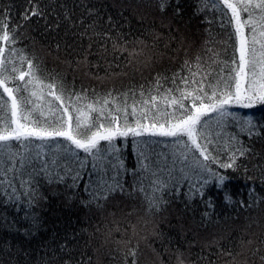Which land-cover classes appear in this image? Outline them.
<instances>
[{"label":"trees","instance_id":"1","mask_svg":"<svg viewBox=\"0 0 264 264\" xmlns=\"http://www.w3.org/2000/svg\"><path fill=\"white\" fill-rule=\"evenodd\" d=\"M40 4L45 8L46 18L32 17L25 22L22 14L26 7H31L28 0H0V12L8 14L11 24L23 25L16 33L18 42L13 47L23 49L29 59L40 65V75L46 83L56 77L63 82L66 96L83 94L86 99L80 102L82 104L111 92L119 97L117 103L124 100L120 94L129 93L127 104L131 105L132 92H135V99L140 100L143 86L145 98L152 89L151 95L157 96V107L173 112L175 106L170 105L162 93L173 87L174 73L188 75L186 69L181 71L185 61L195 65L197 56L201 57L202 71H211L213 83L221 68L226 77L231 67L236 47L235 37L229 39L233 26L226 24L219 12L206 9L197 13V0H170L164 12L159 10L156 0H40ZM91 7H95L105 24L108 16L119 24L124 39L117 41V47L114 48L107 37L95 36L89 47L88 37L79 36L83 31L79 21L91 23L85 12V8ZM65 13L72 23L65 19ZM242 15L247 18V13ZM258 17L257 11L254 20L259 38L264 22ZM245 32L251 35L249 27ZM236 57L238 59V53ZM214 60L217 62L213 63ZM223 61H228L229 65ZM157 77L163 85L160 92L153 88ZM180 87L185 85L180 84ZM44 91L41 103L47 107L46 102L52 97L46 95L47 89ZM174 95L179 96V93ZM53 103L59 105L58 101ZM229 110L252 116L255 122L264 125V105ZM128 111L131 112V107ZM227 131L239 133L235 127ZM147 139L159 141L152 147L161 152L167 151L166 144L172 138ZM220 139L222 144L223 134ZM239 140L259 155L241 157L238 160L241 167L235 171L216 169L230 178L226 181V192L232 200L226 201L225 190L217 189L213 181L206 189V199L211 201V206L205 203L204 197L191 201L184 197L189 191L187 181L180 186L179 196L165 197L171 202L161 204L159 211L148 210L145 195L152 194L150 187L146 193H115L100 201L102 207H97L96 202L89 203L90 197L83 190L85 181L80 182L81 187L70 188L71 180L67 177L64 183L40 179L36 186L37 200L33 204H29L19 191L15 193L17 202L11 199L10 189L0 188V249H3L0 264H42V261L48 264L64 255L61 248L71 250L82 264H89V257L90 264H126V257L131 264L133 258L128 255L129 249H136L137 264H176L178 249L184 253L186 264H195L200 257H209L214 264H261L260 256L264 255V168L258 165H264V134L239 133ZM117 143L126 145L124 160L128 168H133L136 154L131 138ZM48 149L46 144L44 151ZM221 159L226 160L227 155L221 153ZM124 179L128 191L132 192V177ZM250 191H254L251 196ZM213 241L217 243L207 247ZM217 252L225 254L216 255Z\"/></svg>","mask_w":264,"mask_h":264},{"label":"snow or ice","instance_id":"2","mask_svg":"<svg viewBox=\"0 0 264 264\" xmlns=\"http://www.w3.org/2000/svg\"><path fill=\"white\" fill-rule=\"evenodd\" d=\"M156 3L164 12L170 0H156ZM28 4L31 7L25 8L23 21L32 17L46 18L40 0H28ZM206 9L221 13L225 23L234 28L229 36L230 40L234 36L236 43L231 67L226 77L221 68L213 83L211 71H202L201 57L197 56L195 65L185 61L181 71L186 69L188 75L174 73L171 78L173 87L162 93L163 98L175 106L173 112L161 111L157 107V96L151 95L152 89L145 98L143 86L140 100L137 101L135 92H132L131 105L127 104L129 93L120 94L124 97L121 103H117L119 97L111 92L87 104L80 103L86 99L81 93L66 96L61 80L51 77L46 83L40 75V65L29 59L23 49L13 47L18 42L16 33L23 25H12L8 14L0 12V45H3L0 46V188L10 189L11 199L17 202L15 193L19 191L29 204H33L37 200L36 186L40 179L64 183L67 177L71 180L70 188L81 187L80 182L85 181L83 190L90 197L89 203L96 202L97 207H102L100 201L115 193H146L150 187L152 194L145 195L148 210L159 211L161 204L171 202L166 196L180 195V186L185 181L189 191L184 197L188 201L204 197L205 203L211 206V201L206 199V189L215 181L217 189L225 190V200L231 201L232 196L226 192V181L230 178L216 169L235 171L241 167L238 163L241 157L259 155L239 140V133L246 132L249 136L264 134V125L255 122L252 116L229 110L264 105V30L259 31L258 38L254 20L258 11L259 21L264 22V0H197V13ZM85 12L91 23L85 24L83 19L79 21L83 27L79 36L88 37L89 47L93 36L107 37L112 40L114 48L117 41L124 39L112 16L107 17L105 24L95 7L85 8ZM242 13H247V18ZM65 19L72 23L67 13ZM246 27L250 28V36L245 32ZM113 30H116L114 34ZM222 63L229 65L228 61ZM180 84L185 87L181 88ZM162 87L161 78L157 77L153 88L160 92ZM44 89H47L46 95L52 97L46 102L47 107L41 103L45 97ZM53 101H58L59 105H54ZM230 127L238 128L239 133H229L227 129ZM214 128L219 131L214 132ZM257 128L260 131H255ZM151 137L172 138L166 144L167 151L157 152L152 146L159 141L147 139ZM128 138H131L136 154L133 168H128L124 160L126 145L117 143ZM46 144L49 145L47 152L44 151ZM221 153L227 155L226 160L221 159ZM258 166L264 168V165ZM126 176L132 177V192L126 186ZM253 194L254 191H250L249 195ZM215 243L213 241L207 247L211 248ZM60 251L64 255L48 264H82L71 250L61 248ZM226 254L233 255L231 252ZM128 255L133 258L131 264H137L136 249H129ZM175 259L176 264H186L184 253L179 249ZM260 260L264 264V255ZM88 261L90 264V257ZM203 261L214 264L209 257H200L195 264Z\"/></svg>","mask_w":264,"mask_h":264}]
</instances>
